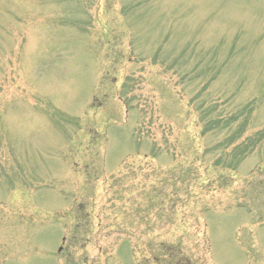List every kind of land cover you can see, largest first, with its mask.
Returning a JSON list of instances; mask_svg holds the SVG:
<instances>
[{
  "label": "rangeland",
  "instance_id": "rangeland-1",
  "mask_svg": "<svg viewBox=\"0 0 264 264\" xmlns=\"http://www.w3.org/2000/svg\"><path fill=\"white\" fill-rule=\"evenodd\" d=\"M0 264H264V0H0Z\"/></svg>",
  "mask_w": 264,
  "mask_h": 264
},
{
  "label": "trees",
  "instance_id": "trees-1",
  "mask_svg": "<svg viewBox=\"0 0 264 264\" xmlns=\"http://www.w3.org/2000/svg\"><path fill=\"white\" fill-rule=\"evenodd\" d=\"M207 117V115H205L204 116V120H205V118ZM209 120H210V118H209ZM218 121V120H217ZM247 121H248V119H245L243 122H242V125H247ZM208 123V124H207ZM206 124L207 125H214V124H216V121H213V120H210V122H206ZM205 124V125H206Z\"/></svg>",
  "mask_w": 264,
  "mask_h": 264
}]
</instances>
